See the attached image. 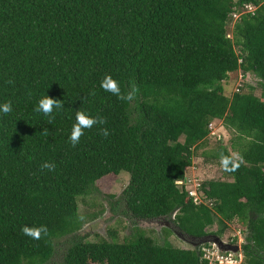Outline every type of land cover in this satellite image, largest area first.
I'll return each instance as SVG.
<instances>
[{"label":"trees","instance_id":"16d2710c","mask_svg":"<svg viewBox=\"0 0 264 264\" xmlns=\"http://www.w3.org/2000/svg\"><path fill=\"white\" fill-rule=\"evenodd\" d=\"M234 73L258 77L264 97V0H0V105L13 108L0 113V264H49L67 238L63 264H208L209 244H200H237L235 220L246 226L242 264H264V100L248 83L228 96ZM106 75L125 93L135 82L136 99L104 91ZM47 95L64 104L51 124L35 111ZM77 111L106 123L73 147ZM217 120L234 139L212 156L243 163L200 185L196 204L179 183ZM45 162L55 171H42ZM122 172L130 180L121 196L103 195L112 211L170 222L196 248L143 234L120 242L116 230L112 241L80 235L89 216L78 200ZM25 225L49 235L33 240Z\"/></svg>","mask_w":264,"mask_h":264},{"label":"rangeland","instance_id":"374dc122","mask_svg":"<svg viewBox=\"0 0 264 264\" xmlns=\"http://www.w3.org/2000/svg\"><path fill=\"white\" fill-rule=\"evenodd\" d=\"M230 27L229 29H231ZM231 34V32H230ZM241 73L231 74L225 86L227 88L228 96H232L240 87L245 84L241 82ZM247 80V79H246ZM249 85L255 89V94L264 100L261 96V89L259 86L260 79L253 74L248 76ZM242 85V86H241ZM211 134L198 152L195 154L194 165L187 170L186 180L191 189H199L200 185L207 181L212 180H226L224 170L221 168L220 161L214 158L219 147L225 146L231 150L232 139L234 135L231 131L223 126L222 121H214L211 126ZM237 156V154H235ZM130 174L122 172L119 175L111 174L99 180L97 186L101 191V195L85 196L79 199L80 214L88 215L89 219L80 232V235H87L88 240L96 242L99 238L110 240V230L117 231V239L120 242L130 238L135 240L140 234L151 237L156 240L157 243L163 245L166 241H169L173 246L184 249H192L193 246L187 241H183L180 236L182 234L174 227V225L167 221H139L134 223L129 217L125 216L122 209L112 211L110 206V199L105 196L114 195L120 197L126 186L129 184ZM201 196V195H200ZM202 199V197H200ZM168 225L169 227H167ZM231 226L232 233L230 239H238V243L234 244L239 246L240 250L235 252H221L230 254L232 258H236V262L233 264H242V245L245 242L246 226L239 220H235ZM166 228H170L174 231L170 234ZM217 226L211 228V231L216 230ZM133 236V237H132ZM223 239V238H222ZM225 240V239H223ZM69 239H63L59 241L56 247V255L49 264H63V257L68 248ZM226 241V240H225ZM229 242V241H227ZM231 243V242H229ZM213 245V243H210ZM217 246V245H216Z\"/></svg>","mask_w":264,"mask_h":264},{"label":"clouds","instance_id":"9594fccd","mask_svg":"<svg viewBox=\"0 0 264 264\" xmlns=\"http://www.w3.org/2000/svg\"><path fill=\"white\" fill-rule=\"evenodd\" d=\"M250 75V74H249ZM12 83V81H8ZM101 87L104 91L109 92L117 96L122 101L131 102L136 99L137 94L139 93V88L135 82L131 83L129 90L125 93L122 92L120 83L115 80L111 75H106L101 81ZM95 95V92L91 93ZM86 99V98H85ZM64 104L56 99L50 98L48 95L41 98L38 101V105L35 108L36 112L42 113L44 116L48 117V122L51 124L55 120V116L58 110H62ZM13 111L12 102L8 101L0 105V113L7 116ZM106 121L100 117H91L83 111L76 112V123L73 125L70 135V143L73 147L79 144L81 138L85 135V130H91L97 125H103ZM43 134L47 135L48 131L45 129ZM101 134L106 138L110 135V132L106 128L101 129ZM243 163V158L238 157L235 154L233 155H224L220 156L221 168L226 172H235L237 171L241 164ZM55 164L51 162H45L41 165V170L47 169L50 172L55 171ZM22 233L33 240H41L44 237L49 235L48 228L45 225L38 227H29L27 225L22 227Z\"/></svg>","mask_w":264,"mask_h":264},{"label":"built area","instance_id":"2783aa9c","mask_svg":"<svg viewBox=\"0 0 264 264\" xmlns=\"http://www.w3.org/2000/svg\"><path fill=\"white\" fill-rule=\"evenodd\" d=\"M257 8L254 5H246L245 10L243 13H251L255 14ZM233 21H239L241 17V13H233L232 14ZM249 74H242L241 73V82L243 84L249 83L248 80ZM247 79V80H246ZM242 86V85H241ZM239 91V89L237 90ZM181 185H186V191L189 193V195L194 199V202L196 204H199L202 200L198 194L197 189H191L189 186H187V183L181 182L179 183ZM203 252V259L208 262V264H233L232 262H236V258H232L230 254L222 253L219 248L215 244H209V246H204L202 249ZM243 257V255H242ZM243 261V259H242Z\"/></svg>","mask_w":264,"mask_h":264},{"label":"water","instance_id":"95a60500","mask_svg":"<svg viewBox=\"0 0 264 264\" xmlns=\"http://www.w3.org/2000/svg\"><path fill=\"white\" fill-rule=\"evenodd\" d=\"M166 226L169 227L168 225H166ZM180 237H181V239H183V241H187L188 243H190L194 248L197 247L195 244H192L189 240L185 239L183 236H180ZM210 243L217 245L219 250H221L222 252H235V253H237L240 250L239 246L234 245L232 243H229V242L223 240L219 236L206 237L200 245L210 244Z\"/></svg>","mask_w":264,"mask_h":264}]
</instances>
